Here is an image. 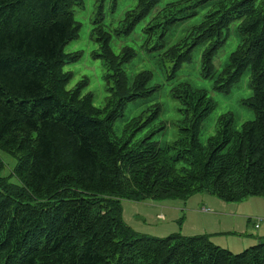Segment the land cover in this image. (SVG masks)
Instances as JSON below:
<instances>
[{"label":"trees","instance_id":"trees-1","mask_svg":"<svg viewBox=\"0 0 264 264\" xmlns=\"http://www.w3.org/2000/svg\"><path fill=\"white\" fill-rule=\"evenodd\" d=\"M161 1L137 0L125 13L122 33L148 19L144 32L173 63L172 76L203 46L201 75L209 79L233 30L237 44L215 90L229 94L248 72L251 95L241 103L253 120L237 130L221 116L203 145L202 123L215 102L179 83L171 92L180 105L171 145L150 136L134 146L130 138H113L126 104L159 89L148 87L150 71L129 80L124 65L135 51L124 47L115 54L110 34L100 26L92 30L93 57L104 62L110 93L99 109L82 93L88 81L67 89L73 75L64 70L81 56L65 47L78 38L73 8L82 0H0V152L15 160L4 176L0 158V264H264L262 241L235 254L209 235L158 238L123 221L125 201H185L207 193L238 203L264 196V0ZM204 7L202 20L180 40L165 41ZM159 113L157 105L146 122L135 118L127 127L138 131Z\"/></svg>","mask_w":264,"mask_h":264},{"label":"rangeland","instance_id":"rangeland-1","mask_svg":"<svg viewBox=\"0 0 264 264\" xmlns=\"http://www.w3.org/2000/svg\"><path fill=\"white\" fill-rule=\"evenodd\" d=\"M166 1L170 0H162L161 3ZM136 5L137 0H82L81 6H75L73 8L74 19L80 24L78 38L68 43L65 47L66 53L78 52L81 54L78 60L64 67L66 72H70L73 75L67 85V89L73 88L78 82L86 79L88 83L82 93H90L93 97L94 106L99 109L106 107L110 93L104 80L106 74L104 62L100 58L93 57L94 53L98 51V43L95 42L91 35L94 28L100 26L105 32L110 34V47L115 54H119L124 47H129L135 51L134 58L124 65V70L129 80L142 71H150L152 73V79L148 83V87L157 86L159 89L146 98H138L126 104L122 116L114 122L112 128L113 138H120L124 141L130 138L129 144L130 146H134L146 136H150L162 146L171 145L177 139L175 124L179 119L178 109L180 107L172 98L171 92L179 83H187L195 89L204 91L215 102L216 106L214 110L202 123L199 135L201 144L205 145L207 140L216 133L217 122L221 116L228 115L232 119L233 127L237 130H240L243 123L253 120V112L241 103L242 100L251 95V90L248 86V72L233 87L229 94L220 93L215 90V78L225 64H227L229 54L237 44V37L233 33V30L230 32V37L226 45L217 52L213 59L215 74L212 78L206 79L201 75V54L204 50L203 46L195 48L192 52L191 62L184 63L176 75L172 76L173 63L164 58L162 48L155 49L153 47V42L149 40L148 34L144 32L148 19L138 24L130 34L122 33L126 11L134 10ZM208 8L198 9L197 14L193 18L181 25L173 27L166 36L165 41L170 45L180 40L193 25L198 24L202 20ZM99 17H101V20L96 23ZM157 105L160 106V113L156 114L142 129L133 132L132 129L127 127L129 122L135 118H140L141 121L146 122L152 113L155 112ZM0 158L5 164L2 174L4 176L10 175V170L14 167L15 160L2 152H0ZM10 181L17 183L15 177H12ZM200 195L196 194L193 196L199 197ZM207 195L218 199L211 194ZM253 199H257L258 202L264 205V196ZM187 200L177 203L182 204ZM245 201L242 204L239 203L238 206L231 207L228 205L226 207L221 206V208L224 207L228 212H233L234 217H239L240 215V217H244L246 220L247 218L249 220V218L255 216L252 214H262L258 206L260 205L259 203L257 205L247 206L244 203L251 200ZM222 203L225 202L222 201ZM205 204L208 203L199 201L195 205H190L189 201H187L184 207L181 206L174 215H170L163 212L164 210L159 201H146L144 203L125 201L122 202V218L135 232L141 234L163 238L174 233H179L183 236L192 237L197 236L195 235L197 232L191 229L194 219L199 220V216L197 215H203L205 218V215L213 212L211 211V207ZM238 207H240L239 211H237ZM189 208L196 210L197 215L195 216L193 213L188 212ZM216 209H219V207ZM161 217L163 219H160ZM255 222L256 219L253 218L251 222L253 225L248 226L249 232L255 236L259 233V237L264 242V236L260 234L259 230L253 227ZM242 224V221L236 219L238 230H242ZM239 232L237 230L234 231L237 235H239ZM243 241L245 244L249 242V245L237 253L247 249L251 246V242H254L253 238L247 234H245ZM213 244L217 245L215 243ZM222 246H224V243H222ZM222 246L219 245V247L229 250Z\"/></svg>","mask_w":264,"mask_h":264},{"label":"crops","instance_id":"crops-1","mask_svg":"<svg viewBox=\"0 0 264 264\" xmlns=\"http://www.w3.org/2000/svg\"><path fill=\"white\" fill-rule=\"evenodd\" d=\"M247 200H251L248 201L247 203H244L245 205H257L258 203L260 205V213H256V214H252L255 215L254 217L247 218V220L244 217H234L233 212H228V210L224 207L226 206H238L239 203L242 204V202H238V203H222V201H219L218 199L214 198V197H210L207 195V193H203L201 194L199 197H192L190 199H188L187 201H189L190 205H195L196 203H198L199 201L201 202H205L208 204L205 205H209L211 207V211H213L212 213H210L209 215H205V218L203 217V215H197L196 210H193V208H189L188 212L193 213L195 216H199V220L197 221V219H194L193 224L191 225V229L195 230L197 232V234L195 235H209L210 240L217 244L218 246H222V243H224V246L222 247H226L227 249L230 250V252L232 251V253H237L240 250L244 249L245 247H247L249 245L245 244L244 241L242 242V240L245 237V234L251 236L254 240V242H251V246L255 245L256 243H258L259 241H262L261 238L259 237V233L258 235H252L249 232L248 226L249 225H253L251 224L252 219H256L255 225L253 226L254 229L256 228L257 230H259L260 234L262 236H264V205H262V203L258 202L257 199H253V198H248L245 199ZM186 201V202H187ZM245 201V202H246ZM177 202L180 201H170V202H161V207L164 210L163 212H166L170 215H174L175 212H177L181 206H185L186 202L179 204ZM245 205H241V206H245ZM221 206H224L223 208H221ZM193 207V206H191ZM219 207V209H216ZM240 207L237 208V211H239ZM163 216V214H161ZM263 215V216H261ZM250 216V215H248ZM164 217V216H163ZM217 219H216V218ZM233 218V219H231ZM160 219H163L162 217ZM236 219L240 220L243 222L242 224V230H238L239 228H237L236 226ZM205 223V224H203ZM161 226H166V225H161ZM257 226V227H256ZM240 231L239 235H237L236 233H234V231ZM242 231V232H241ZM243 233H245L243 235ZM237 236V237H236ZM263 242V241H262ZM216 245V246H217ZM250 247V246H249Z\"/></svg>","mask_w":264,"mask_h":264},{"label":"bare ground","instance_id":"bare-ground-1","mask_svg":"<svg viewBox=\"0 0 264 264\" xmlns=\"http://www.w3.org/2000/svg\"><path fill=\"white\" fill-rule=\"evenodd\" d=\"M59 91V90H58Z\"/></svg>","mask_w":264,"mask_h":264}]
</instances>
